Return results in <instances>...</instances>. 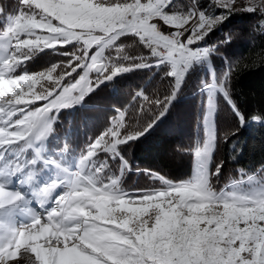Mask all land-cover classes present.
I'll return each instance as SVG.
<instances>
[{
    "label": "snow or ice",
    "instance_id": "6c2138e0",
    "mask_svg": "<svg viewBox=\"0 0 264 264\" xmlns=\"http://www.w3.org/2000/svg\"><path fill=\"white\" fill-rule=\"evenodd\" d=\"M18 2L11 12L0 7V264H264V167L251 174L241 169L240 178L219 191L213 178L220 176L223 161L210 167L219 98L236 113L240 127L246 123L232 98L231 66L200 87L206 96L205 139L191 149L196 176L173 182L145 170L163 187L136 193L120 187L131 170L120 145L154 127L193 67L231 42L233 36L226 34L216 45H201L227 14L258 13L264 26V0H211L210 8L225 10L220 16L201 10L198 0L186 10H177L174 0ZM154 21L174 31L165 33ZM123 36L136 37L148 55L125 54L116 43ZM68 45L75 50L61 51ZM49 49L67 60L39 72L22 68ZM108 50L115 55H105ZM161 65L174 83L163 99L142 96L160 109L145 125L122 134L125 113L117 109L118 118L86 145L76 168L43 155L40 145L62 109L117 75ZM73 73L78 79L67 80ZM38 101L42 106H34ZM252 119L259 122L264 115ZM101 152L107 158L100 159ZM110 160L119 161V175L112 173ZM41 165H56L57 175L36 186ZM57 188L64 191L55 196L51 211L44 216L30 211V196L43 206ZM17 213H26L28 222L15 223Z\"/></svg>",
    "mask_w": 264,
    "mask_h": 264
},
{
    "label": "trees",
    "instance_id": "16d2710c",
    "mask_svg": "<svg viewBox=\"0 0 264 264\" xmlns=\"http://www.w3.org/2000/svg\"><path fill=\"white\" fill-rule=\"evenodd\" d=\"M12 1L14 3L16 0H0V4L6 8L13 4ZM200 1L207 4L209 0ZM259 19V14L254 12L228 14L225 22L208 39L209 45H216L226 38V34L233 36L230 43L219 45L218 52L211 53L210 61L216 79L221 78L229 66L232 67V98L246 118V123L240 127L236 113L223 98H219L214 116L217 141L211 163L214 170L215 164L223 161L220 176L213 178L217 189L239 179L241 169L251 174L264 167V120L258 122L252 119L254 115H264V33L256 30ZM116 43L123 45L125 54L129 56L148 55V51L131 36H123ZM43 57L42 53L34 58L35 62L38 63ZM37 63L31 60L26 67L29 71H34L43 65L33 67ZM167 71L168 68L161 65L117 75L85 97L77 112L80 114H71V124H68L67 116L60 114L56 122L59 133L67 125L75 131L67 142L68 150L80 154L88 142L103 127H107L110 115L117 109L125 113L122 134L145 125L160 109L144 101L142 96L155 100L168 95L173 78L166 75ZM196 75L188 74L179 94L154 127L138 139L120 145V155L131 168L121 179L120 187L124 191H146L161 187V182L147 175L145 170L163 175L173 182L184 181L190 176L191 149L198 135L201 119L200 95H193L199 89V77ZM205 79L209 81L208 74ZM92 118L97 119L93 127L90 124ZM232 132L236 134L231 135ZM48 149L52 150L53 145L49 144ZM167 155L171 157L167 158ZM109 163L111 169L119 174V161L110 160ZM197 172L195 164L193 177Z\"/></svg>",
    "mask_w": 264,
    "mask_h": 264
},
{
    "label": "rangeland",
    "instance_id": "374dc122",
    "mask_svg": "<svg viewBox=\"0 0 264 264\" xmlns=\"http://www.w3.org/2000/svg\"><path fill=\"white\" fill-rule=\"evenodd\" d=\"M12 3H13V1H12ZM174 3L177 5V10H179L180 8H183V9L186 10L187 7L192 3V0H174ZM210 4H211V0H209L207 4L204 3V2H201L200 0H198V7L201 10H209L215 16H220L221 14L225 13V10L222 9V8H216V7L210 8ZM18 6H19L18 0H16L13 4H9L6 8H4L3 5L0 4V7H3L7 12L14 11L15 9L18 8ZM233 13H237V12H233ZM233 13H231V14H233ZM227 17H228V14H227ZM261 19L262 18L260 17L259 21ZM225 20L226 19H224L223 22H225ZM259 21H258V27H256V26H254V27H256V30L258 31V33L262 34V33H264V26H261ZM221 24H219L218 27L214 28L213 31L210 32L208 34V36H206L203 41H201V45L202 46L209 45L208 44V39L210 38L209 37L210 34H212L216 29H219ZM0 27H3V22L2 21H0ZM165 28H167V27H165ZM131 37L136 39L138 44H140L143 48H145L139 42V40L136 37H134V36H131ZM64 49L65 48H62L61 51H63ZM66 50L71 52V51H74L75 49H74L73 45H68V46H66ZM93 51H95L94 48H93ZM42 53H43L44 57L42 59H40V61H38V63L35 62L36 59H34V60L32 59V61H34V63H37V65H35L33 67H38V66H41L40 64H43L41 67L35 69L34 71H29L27 69V67H26V66H28V63L31 61V60H29L22 66V68L26 69L30 73L31 72H39V71H42L45 68L51 66V64H55V63L67 60L66 56H61V57L58 56L57 57L58 54L55 51L51 50V49L45 50V51L41 52L39 55H41ZM39 55H37V56H39ZM54 55H55V57H53ZM105 55H115V53L112 50H108L105 53ZM210 55L206 59H204L203 61L197 63L193 67V69L189 72L190 74H193V75L197 74L196 76L199 77V78H197V80L199 81V82H197L198 86H199V89L193 95H195V94H199L200 95V105H199V107H200L201 119H200L199 129H198V132H197L198 135H197L196 140L194 142L193 148H195L197 145L202 144L204 139H205V126H204L203 116H204V112H205L206 96L200 90V87H201L202 82H204V81L206 82V79H205L206 74L209 75V81H208L209 83L212 82L213 75L216 78L214 68H213L212 63L210 61ZM79 71L80 70L78 69V72ZM20 72H21V70H18L17 74H20ZM95 75L96 74L93 73V72L90 73V78L95 79ZM73 77H76L78 79V76L76 75V73H73L71 77L67 78V80H72ZM173 83H174V78H173ZM100 85H102V84H100ZM37 87H39V86H37ZM88 95L89 94H87L85 97H87ZM85 97H84V99H85ZM84 99L81 102L76 103V104L72 105L71 107L62 109L59 112L58 118L53 123V131L47 136V138L45 140H43V142L40 145V147L42 149V152H43V155L45 157H47L49 160H55L58 163H62L64 166H66L68 168H73V169L76 168L77 165H78V159H79V155L80 154L71 153L68 150V148L66 149V146H67L68 140L71 139V136L75 134L74 133L75 131L71 128L70 125L69 126L67 125V128L62 130L60 132L61 133L60 134L59 130H57L56 122L59 120L60 114H62L65 117L67 116L66 117L67 118V122H68V124H71L72 123L71 114L74 113V112L77 113L78 111H80L79 110L80 104L84 101ZM42 104H43V101H38V102H36V104L34 106H42ZM77 114L79 115L80 113H77ZM214 116H215V114H214ZM214 116H213V124H215L214 123ZM114 117L118 118L117 110L116 111L114 110L112 115H110V117L108 119L107 127H109L110 121ZM91 120L92 121H90V124L93 127V124H94V122L97 121V119L92 118ZM79 125H80V128H82V123H80ZM79 125H77L78 128H79ZM107 127L106 126L103 127V129H101L99 131V133L96 134L95 138L98 135H100V133L103 132V130L105 128H107ZM95 138H93V139H95ZM49 144L53 145V149L52 150L48 149V145ZM50 151H52V152H50ZM27 155L28 156H32L33 152L31 150H29ZM212 155H213V153H212ZM106 156H107V154H105L103 152L100 153V159L103 160V159L106 158ZM166 157L169 158L171 156L167 155ZM177 162L180 163V161H177ZM195 164H196V159H195V156H194V154L192 152V157H191V165H192L191 169H192V171H191L190 176L186 180L193 178ZM40 167H41V171L39 173V178L36 181V186L48 183L49 181H51L53 179L54 176L57 175V167H56V165H47V166L41 165ZM210 167H211V164H210ZM111 171H112L113 174H116L112 169H111ZM118 171H119V169H118ZM116 175H119V174H116ZM230 185H231V183H227V184L223 185L221 188H219V189L215 188V189L219 191V190L224 189V188H226L227 186H230ZM13 187H20V185L13 184ZM162 187H163V185L161 184V187H155L154 189H160ZM250 188H251V185H249L248 187L241 186V190L242 191H247ZM154 189H152V190H154ZM21 190L25 191L26 194H29L28 188L24 187ZM63 191H64L63 188H57L56 191L52 194V197L47 200V202H50V204H48V212L51 211L54 208V206H55L54 205L55 196L59 195ZM146 191H151V190H146ZM130 192L131 193H136V192H139V191H134V192L130 191ZM35 205H37V203L35 202V198H32L30 196L29 205H28L30 211L35 212L36 214H38L40 216H44V215L47 214V213L43 214L41 209H40V206L37 205L38 207H36ZM27 222H28V219H27V214L26 213L25 214L17 213V218L15 219V223L20 224V223H27Z\"/></svg>",
    "mask_w": 264,
    "mask_h": 264
},
{
    "label": "bare ground",
    "instance_id": "6f19581e",
    "mask_svg": "<svg viewBox=\"0 0 264 264\" xmlns=\"http://www.w3.org/2000/svg\"><path fill=\"white\" fill-rule=\"evenodd\" d=\"M159 26H160V28H165V25L163 23H159ZM35 202L37 203L38 206H40V209H41V211H42L43 214L48 213V204H50V202H47V201L44 202L43 203V206H41V203L39 201V198H35ZM37 205H35V206L38 207Z\"/></svg>",
    "mask_w": 264,
    "mask_h": 264
},
{
    "label": "built area",
    "instance_id": "2783aa9c",
    "mask_svg": "<svg viewBox=\"0 0 264 264\" xmlns=\"http://www.w3.org/2000/svg\"><path fill=\"white\" fill-rule=\"evenodd\" d=\"M154 22H156V23H163V22H161V21H154ZM165 27H167V28H160L161 29V31H163V32H165V33H169V32H171V31H174V29H172V28H169L168 26H166L165 25ZM164 29V30H163Z\"/></svg>",
    "mask_w": 264,
    "mask_h": 264
},
{
    "label": "water",
    "instance_id": "95a60500",
    "mask_svg": "<svg viewBox=\"0 0 264 264\" xmlns=\"http://www.w3.org/2000/svg\"><path fill=\"white\" fill-rule=\"evenodd\" d=\"M93 73H95V72H93Z\"/></svg>",
    "mask_w": 264,
    "mask_h": 264
}]
</instances>
